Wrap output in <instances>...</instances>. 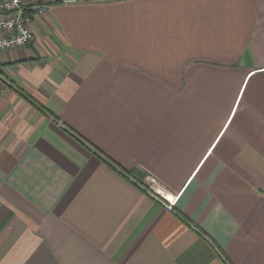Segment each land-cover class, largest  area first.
I'll return each mask as SVG.
<instances>
[{
  "label": "crops",
  "instance_id": "obj_1",
  "mask_svg": "<svg viewBox=\"0 0 264 264\" xmlns=\"http://www.w3.org/2000/svg\"><path fill=\"white\" fill-rule=\"evenodd\" d=\"M33 34L0 51V264H264V0H52Z\"/></svg>",
  "mask_w": 264,
  "mask_h": 264
},
{
  "label": "built area",
  "instance_id": "obj_2",
  "mask_svg": "<svg viewBox=\"0 0 264 264\" xmlns=\"http://www.w3.org/2000/svg\"><path fill=\"white\" fill-rule=\"evenodd\" d=\"M52 0H0V51L25 47L34 40L33 24L42 16ZM156 187V188H155ZM158 183L150 188L159 194ZM173 198L169 210L172 209Z\"/></svg>",
  "mask_w": 264,
  "mask_h": 264
},
{
  "label": "trees",
  "instance_id": "obj_3",
  "mask_svg": "<svg viewBox=\"0 0 264 264\" xmlns=\"http://www.w3.org/2000/svg\"><path fill=\"white\" fill-rule=\"evenodd\" d=\"M74 136H76L77 138H79L78 135H75V134H74ZM79 139L82 140L81 138H79ZM82 141H83V140H82ZM131 173H132V171H128L127 174H129L130 176L136 178V177H135L134 175H132Z\"/></svg>",
  "mask_w": 264,
  "mask_h": 264
},
{
  "label": "bare ground",
  "instance_id": "obj_4",
  "mask_svg": "<svg viewBox=\"0 0 264 264\" xmlns=\"http://www.w3.org/2000/svg\"><path fill=\"white\" fill-rule=\"evenodd\" d=\"M158 190H159V189H158ZM152 194H153V193H152ZM152 194H151V195H152ZM158 196H159V194H155V196L152 195V197H154V198H156V199L158 198ZM166 208H167V206H166Z\"/></svg>",
  "mask_w": 264,
  "mask_h": 264
}]
</instances>
